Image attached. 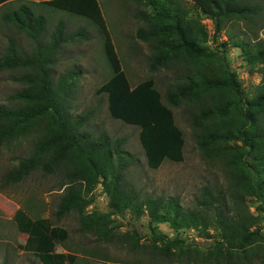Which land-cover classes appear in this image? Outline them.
<instances>
[{"label":"trees","instance_id":"trees-1","mask_svg":"<svg viewBox=\"0 0 264 264\" xmlns=\"http://www.w3.org/2000/svg\"><path fill=\"white\" fill-rule=\"evenodd\" d=\"M29 1L82 16L99 29L111 74L96 93L106 94L111 117L138 126L148 167L158 168L165 159H184L183 132L172 108L185 106L197 148L205 159L223 166L228 184L223 191L203 187L191 207L177 196L143 195L137 190L126 178L132 157L123 149V140L83 130L88 114L71 116L66 106L67 89L80 71L54 79L57 54L64 44L87 37L85 29L69 34L59 20L44 40L47 18L28 4L2 14L3 22L25 32L35 45L24 52L14 38L6 37L0 71H24L16 78L22 87L8 96L19 105L0 104V146L31 135L35 143L32 153L3 175L2 183H17L35 170L51 174L62 169L63 194L54 215L76 212L80 229L104 242L114 239L112 215L125 211L135 219L145 215L156 264H264V39L227 32V24L251 25L264 2L190 0L192 11L180 0H132L150 6L149 11L141 7L135 13L143 22L135 36L151 48L149 70L172 73L162 93L152 77L131 84L99 0ZM202 17L213 20L215 38L226 33L223 47H238L244 61L257 67L261 79L251 93L241 86L230 63L212 50ZM259 28L248 26L253 33ZM98 184L108 198V210L87 212L93 201L89 194ZM13 220L27 235L25 250L33 252L40 264H77L76 255L54 251L56 243L68 238L66 228L47 218L33 219L21 208ZM161 223H168L173 237L159 231ZM189 229L213 240L200 247L182 235ZM134 231L127 236L132 249L141 239Z\"/></svg>","mask_w":264,"mask_h":264},{"label":"rangeland","instance_id":"rangeland-1","mask_svg":"<svg viewBox=\"0 0 264 264\" xmlns=\"http://www.w3.org/2000/svg\"><path fill=\"white\" fill-rule=\"evenodd\" d=\"M250 1L260 4L264 2V0ZM180 2L194 11L192 1L180 0ZM32 3L31 1L22 2V4L33 7ZM99 3L122 69L125 70L131 84L134 85L152 77L157 88L163 93L171 80L172 73L164 69L152 73L148 67L151 48L135 36L136 29L143 25L135 13L141 7L149 11L150 6H139L132 0H99ZM33 8L47 18L44 40L59 20L65 23L66 32L69 34L80 27L85 29L87 37L80 36L75 41L64 44L57 54L53 65L54 79L75 69L80 71L67 89L66 106L71 116L88 114V121L83 130L94 136L105 132L111 138L123 140V149L132 157V162L125 173L126 178L137 190H140L143 195L177 196L184 206L191 207L194 206L203 187L209 186L213 191L226 189L228 181L223 166L218 162L205 159L194 142V130L185 106L172 108L175 122L183 132L184 159L180 162L165 159L158 168L148 167L138 138V126L126 124L121 119L111 117L106 94L96 93L97 88L111 74L99 29L84 17L64 10L47 9L41 6ZM2 20L0 15V56L4 54L8 36L15 39L20 50L30 51L35 42L25 32L13 28L14 26L11 27ZM201 22L207 30L212 50L230 63L241 86L251 93L261 79L257 67H251L244 61L243 54L238 47L229 44L226 47L221 45V42L226 40V33L221 32L215 38L212 19L202 17ZM248 26H253L254 29L260 28L253 33ZM227 32L240 37L250 34L253 38L257 35L264 39V10L255 16L251 25H246L242 21L227 24ZM23 71L18 69L0 71L1 105L7 107L19 105L8 96L22 87L21 82L16 78L22 75ZM34 143V136L31 135L0 146V264H40L38 257L24 248L27 235L17 229L13 220V214L18 208L26 211L33 219L47 218L52 224L66 228L68 238L62 243H56L54 251L76 255L77 264H156L152 260V249L149 247L151 235L145 215L139 219H135L129 211L112 215L115 226L114 239L109 242L101 241L93 234L81 230L76 212H70L61 218L54 215L63 194L61 183L65 179L62 169L51 174L35 170L17 183L4 185L3 175L15 167L20 158L32 153ZM89 196L93 198V201L86 207L87 212L108 210V198L100 184L92 190ZM133 230L141 238L140 246L134 249L128 246L130 244L128 237L133 235ZM159 231L169 238L174 236L168 223L159 224ZM197 240L200 247H205L213 238L206 239L198 235Z\"/></svg>","mask_w":264,"mask_h":264},{"label":"crops","instance_id":"crops-1","mask_svg":"<svg viewBox=\"0 0 264 264\" xmlns=\"http://www.w3.org/2000/svg\"><path fill=\"white\" fill-rule=\"evenodd\" d=\"M25 1H29V0H2L0 1V15L2 17V14L4 12H8V11H12L14 10V8H17L19 5H22V2H25ZM34 2H39L40 0H32ZM33 4V7L35 6V8L37 7H43V8H49L51 9L50 7L48 6H45V5H39V4H35V3H32ZM50 11V10H48ZM197 242V241H196Z\"/></svg>","mask_w":264,"mask_h":264},{"label":"built area","instance_id":"built-area-1","mask_svg":"<svg viewBox=\"0 0 264 264\" xmlns=\"http://www.w3.org/2000/svg\"><path fill=\"white\" fill-rule=\"evenodd\" d=\"M184 237L186 236V237H188V239L189 240H196V241H198L197 239H198V236H197V232H196V230H194V229H189V230H186L183 234H182ZM193 237V238H192Z\"/></svg>","mask_w":264,"mask_h":264}]
</instances>
